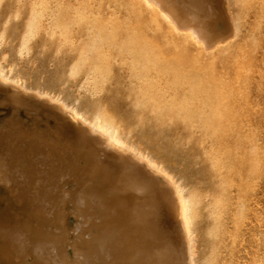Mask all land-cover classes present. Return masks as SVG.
I'll return each instance as SVG.
<instances>
[{"label":"rangeland","instance_id":"obj_1","mask_svg":"<svg viewBox=\"0 0 264 264\" xmlns=\"http://www.w3.org/2000/svg\"><path fill=\"white\" fill-rule=\"evenodd\" d=\"M227 2L235 24L207 3L224 43L200 53L189 45L193 37L184 41L137 0H0V65L88 116L94 106L104 107L123 136L162 160L188 192L196 191L203 203L197 264H264V0ZM87 31L104 38L80 44ZM119 33L130 42L124 46L139 50L148 43L157 55L170 53V64H187L213 80L231 110L199 122L195 108L175 102L162 108L140 97L124 65L103 57ZM82 129L54 102L0 85V264L115 263L113 254L94 247L96 231L114 217L123 216L124 233L137 224L128 207L114 203L131 192L112 187L116 167L106 169L109 178L95 167L101 144ZM109 195L104 211L96 202L86 210V203ZM155 219L153 237L175 231L161 209ZM135 237L125 235V259L133 255Z\"/></svg>","mask_w":264,"mask_h":264},{"label":"bare ground","instance_id":"obj_2","mask_svg":"<svg viewBox=\"0 0 264 264\" xmlns=\"http://www.w3.org/2000/svg\"><path fill=\"white\" fill-rule=\"evenodd\" d=\"M137 1L148 8L150 15H159L163 18L164 24L166 23L172 30L177 31L184 41H187L189 36L193 37L194 40L191 39L193 42H189L191 43L189 45L193 49L199 50L200 53H204L205 50H210L212 47L214 49V46H219L215 43L219 40L218 44H220L222 41L220 40L222 37H219L222 35L219 34L218 36L214 33L213 27L217 21L214 20L216 19L214 16L210 15V9L207 6L208 3L210 8L215 10V0ZM218 4L220 9H216V13L223 10L228 15L230 22L233 23L227 0H220ZM137 5L139 4H136V7H138ZM233 27L236 28L235 25ZM166 31L169 38H172L169 34L170 31ZM177 32H175L176 36ZM235 33L232 32V35H235ZM125 34L119 33L116 42H110L109 40L110 43L103 50V57L106 56L107 59L110 58L114 62L124 65H122L124 76L129 77L134 83L133 89L137 87L140 89L138 92L140 97L155 99L159 105L163 106L162 108L170 103L172 105L177 103L179 108H195L201 112L199 122H204L205 117L213 119L215 116L217 117L219 112L231 110L228 97L220 96L218 95L219 92H215L213 80L200 76L194 68L187 69V64H170L168 62L170 53L169 55H157L156 50L148 43L146 47L139 50L124 46L123 43L127 42L125 41ZM86 35L87 38L79 39L80 44L94 41L97 43L96 40L104 38L99 31L94 33L87 31ZM140 40L142 41V39ZM226 40L228 41L227 38ZM127 44L130 45V42H127ZM114 47H117L115 54L112 52ZM137 56L139 58L138 63L136 61ZM0 85L10 86L16 92L28 96L46 98L54 102L62 113L82 126L84 134L90 138L94 137L100 142L102 152L96 159L95 167L98 169L102 167L100 169L103 170L104 176L107 178H109V174L106 172L107 168L116 167L119 170L118 185L112 187L117 191L121 189L131 192V195L118 196L114 203L125 208L128 207L129 214H134L133 217H135L137 224L125 230L124 233L122 232L124 224L121 222L123 216L121 219L120 217H114L113 220H105L96 231L98 238V243L97 241L96 243L98 245L94 244L95 248L98 246L106 254H113L111 261H115L114 264H121L122 260H128L130 263L134 262L133 264H178L177 262L174 263L177 258L185 260L187 264H197L196 219L197 215L200 214H198L199 207L201 204L203 205L200 197H197L196 191L188 192L175 172L162 160L156 158L147 149L128 137L123 136L119 131V127L107 115L104 107L94 106L96 113L92 117L88 116L59 95L55 94L53 97L39 87H29L22 76L14 74L13 69H6L2 65H0ZM173 102L175 103L173 104ZM100 174H102L101 171ZM103 180L107 181L106 179ZM157 183L164 185L167 192L162 193ZM110 197L111 195L103 196L95 199L93 203H86V210L91 211V207L96 202V205H99V208L104 211L109 207ZM92 198L94 199V197ZM160 209L167 221H174L176 225L175 231L169 237L161 236L158 233L156 237H153L154 227L158 222L155 216L160 212ZM91 212L86 217L87 220L91 216ZM105 216L109 215L105 214ZM200 217L198 216L199 219ZM130 234L136 236L135 239L138 240V243L135 245L133 255L129 253L127 254L128 259H125L124 252L130 251L125 243V235ZM156 239L163 240L164 244L162 246L157 245L154 241ZM76 253L79 259L82 251ZM76 263H79V261L77 260Z\"/></svg>","mask_w":264,"mask_h":264}]
</instances>
